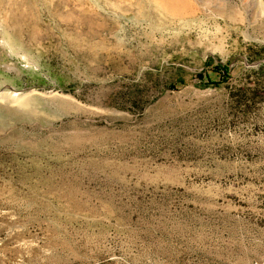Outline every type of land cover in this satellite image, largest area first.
I'll return each instance as SVG.
<instances>
[{"label": "rangeland", "instance_id": "374dc122", "mask_svg": "<svg viewBox=\"0 0 264 264\" xmlns=\"http://www.w3.org/2000/svg\"><path fill=\"white\" fill-rule=\"evenodd\" d=\"M0 264H264V0H0Z\"/></svg>", "mask_w": 264, "mask_h": 264}, {"label": "trees", "instance_id": "16d2710c", "mask_svg": "<svg viewBox=\"0 0 264 264\" xmlns=\"http://www.w3.org/2000/svg\"><path fill=\"white\" fill-rule=\"evenodd\" d=\"M227 70H228V69H227ZM223 74L225 75L226 78L229 77V76H228V75H229V74H228V71H227V72H226V71H223Z\"/></svg>", "mask_w": 264, "mask_h": 264}, {"label": "bare ground", "instance_id": "6f19581e", "mask_svg": "<svg viewBox=\"0 0 264 264\" xmlns=\"http://www.w3.org/2000/svg\"><path fill=\"white\" fill-rule=\"evenodd\" d=\"M179 11L178 12H181V9H178ZM176 17H179V13H173Z\"/></svg>", "mask_w": 264, "mask_h": 264}]
</instances>
